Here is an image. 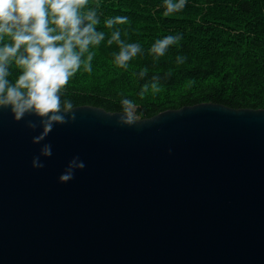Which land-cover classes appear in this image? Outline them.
<instances>
[{
	"label": "water",
	"instance_id": "95a60500",
	"mask_svg": "<svg viewBox=\"0 0 264 264\" xmlns=\"http://www.w3.org/2000/svg\"><path fill=\"white\" fill-rule=\"evenodd\" d=\"M74 108L40 144L0 109V264H264V109Z\"/></svg>",
	"mask_w": 264,
	"mask_h": 264
},
{
	"label": "trees",
	"instance_id": "16d2710c",
	"mask_svg": "<svg viewBox=\"0 0 264 264\" xmlns=\"http://www.w3.org/2000/svg\"><path fill=\"white\" fill-rule=\"evenodd\" d=\"M88 3L97 8V29L106 38L91 49L96 53L93 71L87 73L81 67L67 85L65 98L74 107L89 105L121 112L120 99L127 97L137 105V120L200 103L264 109V0H186L181 11L167 16L165 0ZM116 15L128 16L129 22L106 28L104 21ZM117 28L122 39L141 47L127 69L114 65L112 53L119 48L107 43ZM176 34H182V39L164 56L150 54L157 39ZM178 55L187 57L183 64H177ZM143 68L148 72L141 79L138 73ZM153 75L160 77L161 90H149L141 98V87ZM191 80L195 83L189 84Z\"/></svg>",
	"mask_w": 264,
	"mask_h": 264
},
{
	"label": "clouds",
	"instance_id": "9594fccd",
	"mask_svg": "<svg viewBox=\"0 0 264 264\" xmlns=\"http://www.w3.org/2000/svg\"><path fill=\"white\" fill-rule=\"evenodd\" d=\"M185 4L186 0H165L164 15L181 11ZM128 22V16L116 15L107 18L104 24L113 29L114 25ZM99 23L97 8L89 6L88 0H0V109H10L15 121H21L26 115L37 118L26 121L28 129H42L33 136V144L44 141L55 125L76 120L74 105L71 99L65 98L67 85L81 67L87 73L93 71L96 53L91 49L106 38V33L97 29ZM181 39L182 34L157 39L149 52L156 57L164 56L169 47ZM107 43H115L119 48L112 53L113 63L118 68L127 69L129 61L141 52L138 43H128L121 38L118 28L111 32ZM186 59L178 55L176 62L183 64ZM147 72L148 69L143 68L138 75L142 79ZM188 83L194 84L195 80ZM149 90L153 93L161 90L158 75L143 84L139 96L143 98ZM120 105L117 123L121 126L135 124V101L123 97ZM51 155V144H43L39 155L32 159V167L43 168L40 157ZM84 167L78 156L73 157L59 176V182L72 180L75 171Z\"/></svg>",
	"mask_w": 264,
	"mask_h": 264
}]
</instances>
